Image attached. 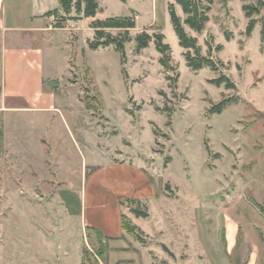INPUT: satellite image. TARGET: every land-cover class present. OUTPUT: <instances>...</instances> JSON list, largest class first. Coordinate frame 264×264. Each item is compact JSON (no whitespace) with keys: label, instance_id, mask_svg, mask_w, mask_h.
Here are the masks:
<instances>
[{"label":"rangeland","instance_id":"1","mask_svg":"<svg viewBox=\"0 0 264 264\" xmlns=\"http://www.w3.org/2000/svg\"><path fill=\"white\" fill-rule=\"evenodd\" d=\"M48 2L60 6L59 0ZM170 2L99 0L98 18L136 19L125 61L113 46L90 49V19L55 31L64 48L53 52L59 70L69 56L56 87L70 99L67 105L78 114L80 127L95 136L94 149L138 162L157 183L158 198L129 203L147 217H137L126 203L123 208L145 230L143 239L128 232L121 239L104 238L107 248L99 256L95 231L81 221V191L65 187L57 195L58 185L45 177L36 183L2 175L0 264H246L249 245L262 241L254 225L264 230V9L253 16L258 22L249 35L245 2L213 0L203 32L188 30L203 54L211 49L224 66L194 71L171 23ZM143 30L165 34L171 69L161 65L154 41L136 52L134 37ZM222 73L236 88L211 82ZM87 93L100 94V110L86 107ZM229 97L235 101L222 113L207 114L213 103ZM233 223L243 229L231 250L226 230L233 234Z\"/></svg>","mask_w":264,"mask_h":264},{"label":"crops","instance_id":"2","mask_svg":"<svg viewBox=\"0 0 264 264\" xmlns=\"http://www.w3.org/2000/svg\"><path fill=\"white\" fill-rule=\"evenodd\" d=\"M57 8L48 0H0V177L12 181L23 175L36 183L45 177L58 185L57 195L65 187L81 191L83 225L121 239L126 234L122 214L132 215L123 211L125 203L128 208L127 200L150 203L159 197L157 183L138 162L97 152L95 136L80 127L78 114L67 105L70 99L56 87L69 56L59 70L53 52L64 48L55 31L79 21L67 19L60 27L62 12L48 14ZM55 20L58 25L51 27ZM254 227L262 241L249 245L245 263L264 264V230ZM241 229L233 223V234L226 230L231 250L239 245Z\"/></svg>","mask_w":264,"mask_h":264},{"label":"trees","instance_id":"3","mask_svg":"<svg viewBox=\"0 0 264 264\" xmlns=\"http://www.w3.org/2000/svg\"><path fill=\"white\" fill-rule=\"evenodd\" d=\"M127 2V0H122ZM243 10L247 18H250L246 33L251 34L257 24V18L254 15H259L264 9V0H242ZM250 1V2H248ZM252 1V2H251ZM213 0H173L168 5L170 20L178 36L180 46L185 50L184 56L189 68L198 71L204 67H210L213 71H220L224 63L214 57L213 52L205 55L202 52V47L199 44L197 36L192 35L189 30L200 34L203 32L206 23L209 21V12ZM59 8L51 10L48 14H57L62 12L65 19L81 20L83 18L90 19V27L94 30V38L88 40L90 49H99L100 47L113 46L118 51L122 60L127 59L126 44L131 41L133 37L130 35V30L136 28V19L133 16L127 17H106L98 18V13L101 10L99 0H59ZM178 5L182 10L180 15L176 9ZM60 27H63L62 22H58ZM117 29L120 32L114 35L110 30ZM189 29V30H188ZM226 38L230 40V35L227 34ZM136 41V52L140 53L145 48L149 47L150 42L154 41L157 51L160 53V63L166 69H171L172 49L169 43L166 42V36L162 31L150 33L148 30H143L137 33L134 37ZM224 48L222 44L217 45L216 50L221 51ZM167 79H171L167 76ZM175 80V79H174ZM217 86L225 85L227 89L236 88L234 81L226 74H221L211 80ZM176 82L173 83L175 85ZM234 98H224L217 103H213L211 108L207 111L208 115L215 113H222L224 109L234 102ZM85 104L88 109L100 110L102 108V100L99 93L91 95L89 93L85 96ZM128 203H140L139 200H127ZM124 201H121V204ZM131 211L137 217H147L149 213L135 206H130ZM122 227L129 234L133 235L136 239H143L141 230L138 226L134 225L132 220L126 215L122 214ZM99 242V256L103 255L107 244H104L103 239L110 237L104 236L98 230H94ZM85 254L89 252L87 248L84 250ZM87 252V253H86Z\"/></svg>","mask_w":264,"mask_h":264},{"label":"built area","instance_id":"4","mask_svg":"<svg viewBox=\"0 0 264 264\" xmlns=\"http://www.w3.org/2000/svg\"><path fill=\"white\" fill-rule=\"evenodd\" d=\"M57 25H58V24H57V21L55 20L54 23L51 25V27H52V26L54 27V26H57Z\"/></svg>","mask_w":264,"mask_h":264}]
</instances>
